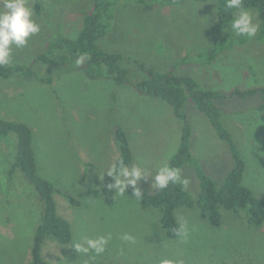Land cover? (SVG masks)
I'll return each instance as SVG.
<instances>
[{"label": "rangeland", "instance_id": "obj_1", "mask_svg": "<svg viewBox=\"0 0 264 264\" xmlns=\"http://www.w3.org/2000/svg\"><path fill=\"white\" fill-rule=\"evenodd\" d=\"M28 0L40 31L26 45H12L9 63L27 65L30 75L0 76V118L27 124L37 173L60 192L53 198L56 211L71 227V241L60 244L46 238L42 256L50 264H264V222L249 224L243 210L220 209V226L212 227L197 208L176 211L186 235L170 239L163 234L157 212L142 208L133 187L124 195H107L105 171L118 157L116 125L123 128L132 150L129 166L138 164L147 178L135 187L155 191L158 169L176 153L181 124L165 101L138 93L133 84L146 78L145 67L193 78L206 89L228 92L234 88L264 86V41L254 9L247 11L259 25L253 38L237 37L233 46L215 59L206 57L215 23L213 1L108 0L109 28L98 40L103 49L124 55L120 65L127 84L106 76L90 78L77 60L66 66L36 61L49 41L74 38L82 14L93 9L94 0ZM46 52V51H45ZM258 96L220 102V120L231 133L245 162L243 183L264 199V115L254 106ZM191 127L190 150L203 173L216 184L232 168L226 143L214 133L206 117L188 100ZM15 136L0 139V264H27L42 205L21 172L11 180L7 170L13 160ZM184 189L191 197L199 191L194 167L183 165ZM76 199L73 204L69 198ZM106 250L78 252L72 245L88 238L108 236ZM124 234L134 242L122 239Z\"/></svg>", "mask_w": 264, "mask_h": 264}, {"label": "trees", "instance_id": "obj_2", "mask_svg": "<svg viewBox=\"0 0 264 264\" xmlns=\"http://www.w3.org/2000/svg\"><path fill=\"white\" fill-rule=\"evenodd\" d=\"M107 1L94 0L93 9L82 14V24L77 35L74 38L59 35L56 39L49 41L45 50L36 57V61L40 60L50 66H66L82 56H87L88 58L81 64L85 67V72L90 78L94 79L104 75L116 84H127V71L120 65L124 55L107 51L98 44V40L105 35L109 28L108 15H106L109 5ZM197 1H213L216 7L215 23L210 30L212 44L206 54L208 60L211 61L225 48L224 46H233L237 41L238 36L231 28L236 10L226 7L227 0ZM242 4L245 10L254 9L257 12L264 41V0H242ZM42 6L40 0H34V13L40 15ZM140 67L145 71L146 78L135 82L133 88L140 94L165 101L171 106L174 116L181 124L178 149L167 164L178 168L179 171L183 165H190L194 167L199 180V191L195 197L189 196L182 183H170L167 188L162 190L141 191V196L138 197L140 206L152 208L157 212L158 223L163 234L170 239L176 238L179 235L178 232L180 233L181 224L176 211L183 206L197 208L198 215L212 227H218L221 224V208L233 211L243 210L249 224L261 225L264 222V199L255 196L243 183L245 162L231 133L220 120L218 104L231 98L246 99L258 96V103L254 108L264 115V86L247 89L234 88L228 92H222L203 88L189 76L158 71L151 67H145L141 63ZM12 73L30 75L32 72L27 65L17 63L0 66L1 77L10 76ZM188 100L197 111L206 117L215 135L228 147L233 166L219 184L202 172L197 160L192 156L190 150L191 127L189 118L184 111L185 103ZM10 133L15 136V145L13 160L7 170L8 179L11 180L16 171L21 172L37 193L42 205L40 221L31 246L30 261L27 264H50L41 253L46 238H51L60 244H68L72 234L70 223L56 211L53 194L60 190L37 173L30 127L23 122L0 118V139H5ZM114 138L118 144L116 161L122 158L129 166L133 160L132 150L125 131L119 125H116L114 130ZM111 182L112 178L107 176L104 188L110 199L115 193V190L108 188ZM68 198L73 204L77 203L76 199L69 196Z\"/></svg>", "mask_w": 264, "mask_h": 264}, {"label": "clouds", "instance_id": "obj_3", "mask_svg": "<svg viewBox=\"0 0 264 264\" xmlns=\"http://www.w3.org/2000/svg\"><path fill=\"white\" fill-rule=\"evenodd\" d=\"M226 7L235 9L234 19L231 28L237 36L253 38L259 31V25L254 22L250 12L243 8L242 0H227ZM33 10L28 6V0H0V66L7 65L11 58L12 45L22 47L27 44L28 39L40 31V25L32 18ZM87 56H82L77 60V64L83 63ZM112 178L108 185L110 190H115L117 195H124L128 186L133 187L135 197L141 196V190L137 187V182L145 176L144 170L134 164L128 166L123 159H119L112 164L110 170L105 171ZM156 190L167 188L170 183L187 184L186 178H182L180 171L169 164L161 166L154 177ZM180 231L186 233V225L181 224ZM178 234H180L178 232ZM111 239L108 236H97L88 238L83 242H74L72 245L80 253L94 252L96 255L102 254ZM122 239L134 242V237L124 234Z\"/></svg>", "mask_w": 264, "mask_h": 264}]
</instances>
